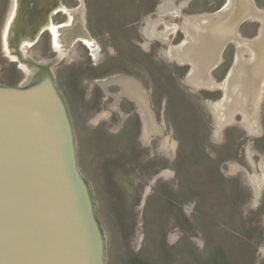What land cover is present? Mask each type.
Returning a JSON list of instances; mask_svg holds the SVG:
<instances>
[{
    "label": "rangeland",
    "instance_id": "374dc122",
    "mask_svg": "<svg viewBox=\"0 0 264 264\" xmlns=\"http://www.w3.org/2000/svg\"><path fill=\"white\" fill-rule=\"evenodd\" d=\"M60 1L81 12L88 42L56 44L53 28L71 32L72 15L25 42L17 20L10 28L15 0H0V86L57 89L104 264H264V85L249 116L228 87L256 58L264 0H251L258 13L236 24L200 85L173 55L191 22L225 18L235 0Z\"/></svg>",
    "mask_w": 264,
    "mask_h": 264
},
{
    "label": "water",
    "instance_id": "95a60500",
    "mask_svg": "<svg viewBox=\"0 0 264 264\" xmlns=\"http://www.w3.org/2000/svg\"><path fill=\"white\" fill-rule=\"evenodd\" d=\"M0 264H104L69 120L49 80L0 86Z\"/></svg>",
    "mask_w": 264,
    "mask_h": 264
},
{
    "label": "bare ground",
    "instance_id": "6f19581e",
    "mask_svg": "<svg viewBox=\"0 0 264 264\" xmlns=\"http://www.w3.org/2000/svg\"><path fill=\"white\" fill-rule=\"evenodd\" d=\"M51 2L52 0H18L17 29L23 35V41L31 43L43 28L49 27L48 17L50 11L47 12L46 7ZM235 2L236 7L225 18L210 19L207 22L201 21L200 24L191 22L186 29L191 34L192 39L185 48L176 52L173 57L177 60L192 62L194 73H192L191 80L193 83L200 85L199 82L208 80L206 75L217 63L219 53L225 42L233 38L236 24L240 20L258 13L251 0H235ZM55 4V6H58L59 1L57 0ZM44 11H46V14ZM78 15L79 19L76 21L71 34L65 32L62 38L56 39L59 45L89 41L81 12H78ZM41 17H44L45 20L39 23ZM261 20L263 28L260 38L257 42H254V45L249 46L256 54L254 62L251 64L240 62L234 69L228 85L233 94L235 91H239V96L235 98V104L237 103L248 116L254 112L264 85V15ZM33 29H36V31L33 37L29 38ZM11 33L14 36L13 30H11ZM125 92L141 104L144 103L145 98L140 91L138 92L141 98L134 97L126 89ZM232 108H234V103L228 107V113L226 112L223 116L221 123L230 120Z\"/></svg>",
    "mask_w": 264,
    "mask_h": 264
},
{
    "label": "flooded vegetation",
    "instance_id": "af4514ba",
    "mask_svg": "<svg viewBox=\"0 0 264 264\" xmlns=\"http://www.w3.org/2000/svg\"><path fill=\"white\" fill-rule=\"evenodd\" d=\"M56 1L57 0H52V2L46 7V10H47V12H49L50 11V13H49V17H48V22H49V27H46V28H43L39 33H38V35L36 36V38L31 42L32 44H34V43H36L37 42V40H38V38L40 37V35L42 34V33H44V32H48L51 36H53V33L51 32V30H50V28L51 27H53V21H52V19H53V17H59V16H61V15H63V16H66V15H72V18H73V22H74V24H73V26H72V28L75 26V23H76V21H78V19H79V15H78V12H77V9L75 10V9H68V10H65L66 8L64 7V6H62V1H60L59 0V4H58V6H55L56 4ZM55 6V7H54ZM164 7H162V9L163 10H169L170 9V5L169 4H167V3H165L164 5H163ZM30 8V7H29ZM28 8V9H29ZM18 0H15V7H14V11H13V15H12V20H11V23H10V28L12 27V23L14 22V20H16V17H17V13H18ZM45 12V14H46V11H44ZM45 19H44V17H41V21L39 22V23H41L42 21H44ZM61 27L59 26V27H55V28H53V32H54V40H55V42H56V39L57 38H62L64 35H65V33L64 34H61V31L59 30ZM188 27H186V29H187ZM35 31H36V29H33L32 30V33L29 35V38H32L33 37V35H34V33H35ZM10 33H11V31H10ZM70 34H71V32H70ZM11 35H12V33H11ZM56 44H58L57 42H56ZM59 45V44H58ZM175 59V58H174ZM263 59V58H262ZM122 82H123V80H122ZM125 83V86L126 85H128L129 86V83H126V82H124ZM200 84H204V83H207V80L206 81H202V82H199ZM125 89H126V87H125Z\"/></svg>",
    "mask_w": 264,
    "mask_h": 264
}]
</instances>
